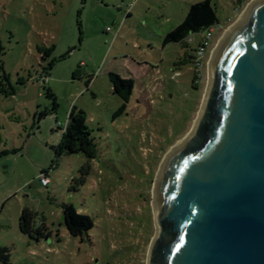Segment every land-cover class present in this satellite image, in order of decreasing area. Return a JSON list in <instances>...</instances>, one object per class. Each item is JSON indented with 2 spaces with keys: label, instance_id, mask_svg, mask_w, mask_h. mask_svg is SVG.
Segmentation results:
<instances>
[{
  "label": "rangeland",
  "instance_id": "obj_1",
  "mask_svg": "<svg viewBox=\"0 0 264 264\" xmlns=\"http://www.w3.org/2000/svg\"><path fill=\"white\" fill-rule=\"evenodd\" d=\"M202 1L0 0V248L9 264H148L161 167L194 128L213 52L254 2L212 0L220 24L196 90L189 57L200 35L164 38ZM110 74L134 83L119 116ZM73 106L88 116L95 160L58 157ZM82 168L86 183L74 191ZM65 204L93 218L84 241L69 235ZM26 208L48 239L20 232Z\"/></svg>",
  "mask_w": 264,
  "mask_h": 264
},
{
  "label": "water",
  "instance_id": "obj_2",
  "mask_svg": "<svg viewBox=\"0 0 264 264\" xmlns=\"http://www.w3.org/2000/svg\"><path fill=\"white\" fill-rule=\"evenodd\" d=\"M210 64L198 122L158 177L148 264H264V0Z\"/></svg>",
  "mask_w": 264,
  "mask_h": 264
},
{
  "label": "trees",
  "instance_id": "obj_3",
  "mask_svg": "<svg viewBox=\"0 0 264 264\" xmlns=\"http://www.w3.org/2000/svg\"><path fill=\"white\" fill-rule=\"evenodd\" d=\"M239 7L243 5V0L238 1ZM220 21L212 0H204L191 6L184 21L164 38V45L177 44L186 41L191 35L200 34L210 28L219 26ZM192 60V56L189 57ZM201 76L195 73L193 88L197 90L198 81ZM109 81L114 93L124 102L116 113L119 116L124 113L127 104L133 96V81L123 80L119 75L110 74ZM63 131V141L58 149V157L84 155L90 160L97 158L98 149L92 138V131L88 126V116L83 109L73 106L70 110L68 121ZM81 176L74 179L77 191L79 187L86 183L84 168L80 171ZM62 216L64 224L70 236L84 241L85 237L93 231L95 223L89 215L79 213L72 204L63 205ZM19 229L23 235L40 241L51 236L44 221H39L37 214L26 208L19 219ZM7 248H0V261L2 264H9L6 253Z\"/></svg>",
  "mask_w": 264,
  "mask_h": 264
},
{
  "label": "built area",
  "instance_id": "obj_4",
  "mask_svg": "<svg viewBox=\"0 0 264 264\" xmlns=\"http://www.w3.org/2000/svg\"><path fill=\"white\" fill-rule=\"evenodd\" d=\"M249 0H243V7ZM239 7V9L241 8ZM217 27L210 28L202 33H200V40L197 44V47L194 49V55L192 56V63L195 70V73L199 74L202 78V68L204 66L205 57L208 51V48L210 46V43L212 42V39L214 38L215 31L217 30ZM194 35H191L188 38V43L192 44L194 42ZM199 82V81H198ZM48 171H44L41 176V184L43 187H48L50 184V178L47 175Z\"/></svg>",
  "mask_w": 264,
  "mask_h": 264
},
{
  "label": "bare ground",
  "instance_id": "obj_5",
  "mask_svg": "<svg viewBox=\"0 0 264 264\" xmlns=\"http://www.w3.org/2000/svg\"><path fill=\"white\" fill-rule=\"evenodd\" d=\"M257 1H258V0H254V2L249 6V8L247 9V11L243 14L241 20H242L243 18H245L246 14H247L248 11L250 10L251 6H252L253 4H255ZM241 20H240V21H241ZM240 21H239V22H240ZM239 22H238V23H239ZM238 23H237V24H238ZM237 24H235V25H234L229 31H227L226 35H227L231 30H233V29L237 26ZM226 35H225V37H226ZM225 37H224V38H225ZM224 38H223V39H224ZM221 42H222V41H221ZM221 42H220V43H221ZM218 46H219V45H218ZM215 50H216V49H215ZM213 53H214V52H213ZM210 82H211V77H210ZM209 85H210V83H209ZM208 88H209V86H208ZM207 91H208V90H207ZM207 91H206V94H207ZM205 96H206V95H205ZM204 100H205V98H204ZM203 103H204V101H203ZM199 115H200V114H199ZM198 118H199V116H198ZM197 122H198V119L196 120L195 125L197 124ZM195 125H194V127H195ZM184 141H185V140H184ZM184 141H183V142H184ZM183 142H181L176 148H174V150L170 153V155L168 156V158L171 156V154H172L175 150H177V149L181 146V144H183ZM168 158H167V159H168ZM167 159H166V160H167ZM165 162H166V161H165ZM164 164H165V163H164ZM163 166H164V165H163ZM161 168H163V167H161ZM161 170H162V169H161ZM160 172H161V171H160ZM158 177H159V176H158ZM157 181H158V179H157ZM156 186H157V182H156V185H155V189H154V191H156ZM154 203H155V200H154Z\"/></svg>",
  "mask_w": 264,
  "mask_h": 264
},
{
  "label": "crops",
  "instance_id": "obj_6",
  "mask_svg": "<svg viewBox=\"0 0 264 264\" xmlns=\"http://www.w3.org/2000/svg\"><path fill=\"white\" fill-rule=\"evenodd\" d=\"M130 16V15H129ZM81 64H83V62L81 63ZM42 185V184H41Z\"/></svg>",
  "mask_w": 264,
  "mask_h": 264
}]
</instances>
